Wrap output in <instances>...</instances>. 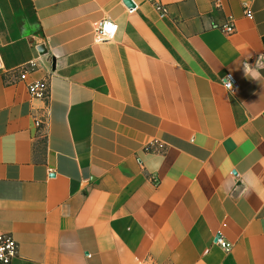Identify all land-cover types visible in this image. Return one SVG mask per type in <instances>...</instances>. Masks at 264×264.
<instances>
[{"label": "crops", "instance_id": "1", "mask_svg": "<svg viewBox=\"0 0 264 264\" xmlns=\"http://www.w3.org/2000/svg\"><path fill=\"white\" fill-rule=\"evenodd\" d=\"M131 1L0 0L12 264H264V0Z\"/></svg>", "mask_w": 264, "mask_h": 264}, {"label": "built area", "instance_id": "2", "mask_svg": "<svg viewBox=\"0 0 264 264\" xmlns=\"http://www.w3.org/2000/svg\"><path fill=\"white\" fill-rule=\"evenodd\" d=\"M149 2H155V0H148ZM155 9L160 14H164V8L160 5H156ZM244 14L248 18H252L251 11L248 7H245ZM220 31L225 34H232L235 29L234 25L229 22L222 25ZM117 26L110 20H102L96 27L94 35L97 43H106L112 41L115 38ZM264 57V55H263ZM28 70L26 67H22L17 70L19 78L25 79ZM230 80V81H229ZM223 87L233 94L236 89V81L231 76L227 75L223 79ZM231 83L232 87H227V84ZM27 91L29 95L34 99L47 100L49 98V83L47 80L34 81L27 84ZM214 243L220 246L225 252H229L231 244L227 243L219 235L214 237ZM18 255V244L10 233L0 232V264H12V260Z\"/></svg>", "mask_w": 264, "mask_h": 264}, {"label": "water", "instance_id": "3", "mask_svg": "<svg viewBox=\"0 0 264 264\" xmlns=\"http://www.w3.org/2000/svg\"><path fill=\"white\" fill-rule=\"evenodd\" d=\"M123 2L128 8H134V3L131 0H123Z\"/></svg>", "mask_w": 264, "mask_h": 264}, {"label": "clouds", "instance_id": "4", "mask_svg": "<svg viewBox=\"0 0 264 264\" xmlns=\"http://www.w3.org/2000/svg\"><path fill=\"white\" fill-rule=\"evenodd\" d=\"M246 74H247V72H246ZM229 81H230V80H229ZM227 87L231 88V87H232V84H231V83H228V84H227Z\"/></svg>", "mask_w": 264, "mask_h": 264}]
</instances>
